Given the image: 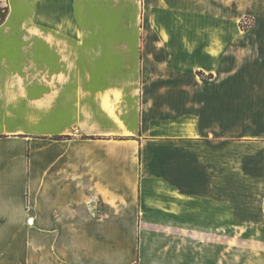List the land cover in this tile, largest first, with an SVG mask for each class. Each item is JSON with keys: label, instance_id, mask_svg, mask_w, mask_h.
Masks as SVG:
<instances>
[{"label": "crops", "instance_id": "crops-1", "mask_svg": "<svg viewBox=\"0 0 264 264\" xmlns=\"http://www.w3.org/2000/svg\"><path fill=\"white\" fill-rule=\"evenodd\" d=\"M240 1L264 20V0H6L0 264H223L239 210L218 74Z\"/></svg>", "mask_w": 264, "mask_h": 264}, {"label": "rangeland", "instance_id": "rangeland-1", "mask_svg": "<svg viewBox=\"0 0 264 264\" xmlns=\"http://www.w3.org/2000/svg\"><path fill=\"white\" fill-rule=\"evenodd\" d=\"M236 4L223 5L224 14L237 12V19L222 21L224 63L218 74L236 97L223 102L222 171L238 176L232 183L239 210L238 227L223 229V264H264V36L254 30L264 20L254 18L263 13ZM7 8L0 0V22Z\"/></svg>", "mask_w": 264, "mask_h": 264}]
</instances>
